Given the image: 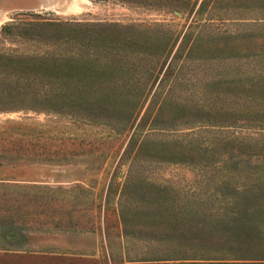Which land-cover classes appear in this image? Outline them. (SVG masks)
Here are the masks:
<instances>
[{"label": "rangeland", "instance_id": "obj_1", "mask_svg": "<svg viewBox=\"0 0 264 264\" xmlns=\"http://www.w3.org/2000/svg\"><path fill=\"white\" fill-rule=\"evenodd\" d=\"M159 1L0 0V264H190L153 259L194 190L262 172L218 125L264 100V0Z\"/></svg>", "mask_w": 264, "mask_h": 264}, {"label": "trees", "instance_id": "obj_2", "mask_svg": "<svg viewBox=\"0 0 264 264\" xmlns=\"http://www.w3.org/2000/svg\"><path fill=\"white\" fill-rule=\"evenodd\" d=\"M161 1L159 3L163 4ZM181 8L179 5L173 6L170 12L182 13ZM196 25L201 26V23L194 18L189 27ZM12 27L13 24H7L3 30L8 34H20L19 31H13ZM20 80L23 85H32V80L20 78L18 81ZM130 83L141 88L143 93L147 81L143 80L142 83L141 80L131 79ZM60 84L53 81L54 89L47 90L44 95H55ZM7 92L0 96H13V90ZM238 105L235 109L223 106L230 120L218 126L223 128L221 130L233 131L220 133L221 142H231L237 148L240 145L251 148L241 154L248 158H257L251 163V168L254 166L257 171L262 172H220L219 178L213 182L215 186L209 183V189L194 190L193 201L203 202L204 206L202 209L192 206V219L200 220L184 224L185 237L192 246L182 252L181 258L168 254L172 258L153 260L183 259L190 264H264V100L248 98L239 100ZM139 125L131 136L130 147L125 151L127 156L135 151L132 143L141 135L138 132ZM138 158L140 159L135 155L133 160L138 161ZM120 196L126 198L125 192H121Z\"/></svg>", "mask_w": 264, "mask_h": 264}]
</instances>
